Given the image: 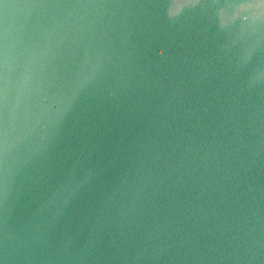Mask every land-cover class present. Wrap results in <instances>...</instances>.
I'll return each instance as SVG.
<instances>
[{"label":"water","instance_id":"95a60500","mask_svg":"<svg viewBox=\"0 0 264 264\" xmlns=\"http://www.w3.org/2000/svg\"><path fill=\"white\" fill-rule=\"evenodd\" d=\"M0 264H264V0H0Z\"/></svg>","mask_w":264,"mask_h":264}]
</instances>
